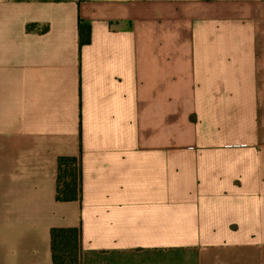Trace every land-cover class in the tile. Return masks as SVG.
I'll return each mask as SVG.
<instances>
[{"label": "crops", "instance_id": "obj_1", "mask_svg": "<svg viewBox=\"0 0 264 264\" xmlns=\"http://www.w3.org/2000/svg\"><path fill=\"white\" fill-rule=\"evenodd\" d=\"M51 228L80 264H264V0H0V264Z\"/></svg>", "mask_w": 264, "mask_h": 264}, {"label": "trees", "instance_id": "obj_2", "mask_svg": "<svg viewBox=\"0 0 264 264\" xmlns=\"http://www.w3.org/2000/svg\"><path fill=\"white\" fill-rule=\"evenodd\" d=\"M78 42L82 46L90 42V26L78 22ZM38 30L37 25L27 24L26 32ZM47 26L39 29L45 32ZM80 157H58L56 160V178L54 199L56 202L78 201L80 198ZM49 243L52 264H80L79 228H51Z\"/></svg>", "mask_w": 264, "mask_h": 264}]
</instances>
